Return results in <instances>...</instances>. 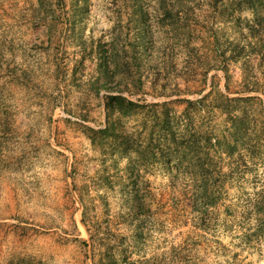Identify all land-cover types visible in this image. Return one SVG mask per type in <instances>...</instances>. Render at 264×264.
<instances>
[{"label": "rangeland", "instance_id": "rangeland-1", "mask_svg": "<svg viewBox=\"0 0 264 264\" xmlns=\"http://www.w3.org/2000/svg\"><path fill=\"white\" fill-rule=\"evenodd\" d=\"M0 264H264V0H0Z\"/></svg>", "mask_w": 264, "mask_h": 264}]
</instances>
